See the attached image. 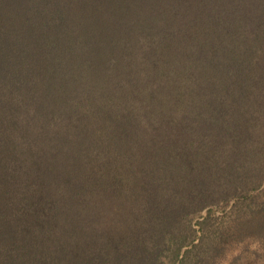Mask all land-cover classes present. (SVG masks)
<instances>
[{
    "label": "trees",
    "instance_id": "16d2710c",
    "mask_svg": "<svg viewBox=\"0 0 264 264\" xmlns=\"http://www.w3.org/2000/svg\"><path fill=\"white\" fill-rule=\"evenodd\" d=\"M263 182L264 0H0V264H172Z\"/></svg>",
    "mask_w": 264,
    "mask_h": 264
},
{
    "label": "rangeland",
    "instance_id": "374dc122",
    "mask_svg": "<svg viewBox=\"0 0 264 264\" xmlns=\"http://www.w3.org/2000/svg\"><path fill=\"white\" fill-rule=\"evenodd\" d=\"M247 195L212 204L193 218L196 241L189 239L172 264H264V208L257 205L264 202V182ZM162 261L169 264L165 256Z\"/></svg>",
    "mask_w": 264,
    "mask_h": 264
}]
</instances>
